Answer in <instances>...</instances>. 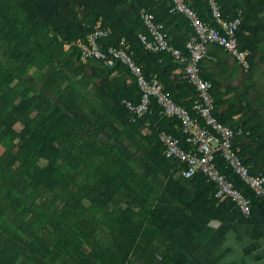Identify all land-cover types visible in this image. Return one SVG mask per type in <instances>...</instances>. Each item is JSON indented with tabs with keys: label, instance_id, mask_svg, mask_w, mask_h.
<instances>
[{
	"label": "trees",
	"instance_id": "obj_1",
	"mask_svg": "<svg viewBox=\"0 0 264 264\" xmlns=\"http://www.w3.org/2000/svg\"><path fill=\"white\" fill-rule=\"evenodd\" d=\"M185 1L217 26L208 0ZM217 2L223 18L240 17L236 38L249 67L211 44L203 75L213 84L218 119L242 131L232 141L242 164L264 176V0ZM170 8V0H0V264H177L179 229L196 215L264 224V194L256 197L222 156L218 168L250 199L248 216L232 200L220 201L203 173L186 178L165 155L161 131L191 148L182 123L163 116L156 97L144 113L127 108L123 101L137 104L141 92L126 64L82 59L78 42L102 23L111 29L99 40L104 51L125 40L144 74H156L196 116L197 89L186 76H171L180 62L141 38L144 9L189 55L193 28ZM228 57L229 77L210 70ZM238 77L227 97L225 82Z\"/></svg>",
	"mask_w": 264,
	"mask_h": 264
},
{
	"label": "built area",
	"instance_id": "obj_2",
	"mask_svg": "<svg viewBox=\"0 0 264 264\" xmlns=\"http://www.w3.org/2000/svg\"><path fill=\"white\" fill-rule=\"evenodd\" d=\"M171 13H179L186 16L193 28L194 34L187 43L188 56L174 46L165 31L162 22L155 20L153 13L143 9L142 16L147 24L148 31L141 33V38L147 48L171 53L180 63L185 64V76L198 91V97L193 103L196 116L188 109L178 104L165 90L163 83L156 74L147 77L142 66L136 62L128 51L125 40L119 46H111L104 51L99 40L107 37L111 32L109 27L98 23L95 30L87 37V41L78 42L82 59L90 57L103 60L107 65H114L119 59L126 64L134 74L141 92L139 103L124 100L123 102L131 111L144 113L149 111L151 97H156L161 107V114L166 117H176L182 123L186 141L191 148L186 150L180 140L172 134L161 131L160 141L167 157L176 159L182 165V174L191 178L197 173H203L208 181L216 184L215 196L220 200H232L242 215L250 213V199L240 190L236 189L227 176L221 172L216 163L217 155L222 156L231 166L233 172L251 189L256 197L264 194V176L251 175L247 167L242 164L238 155L239 148L232 147L234 137L239 135L241 129L235 130L224 124L215 114L216 95L213 92V84L203 75L202 61L210 55V45L223 47L229 55L242 67L248 68V52L238 48L236 29L240 17L233 20L223 18L217 0H208L213 18L217 26L204 22L197 12L185 0H170ZM103 26V27H102Z\"/></svg>",
	"mask_w": 264,
	"mask_h": 264
},
{
	"label": "crops",
	"instance_id": "obj_3",
	"mask_svg": "<svg viewBox=\"0 0 264 264\" xmlns=\"http://www.w3.org/2000/svg\"><path fill=\"white\" fill-rule=\"evenodd\" d=\"M170 29L181 37V27L174 23ZM183 37V36H182ZM219 58L224 60L221 55ZM218 59L215 58V62ZM227 64L215 63L211 66L212 72L224 73L229 77L230 65L233 59H225ZM171 76H185V65L175 63L171 66ZM241 77L229 85L225 82L223 89L230 92L227 97L235 93V89L242 82ZM233 88V89H231ZM246 100L240 102L245 104ZM241 113L235 114L238 119ZM181 258L178 262H185L191 258V264H264V224H245L237 221H218L196 215L190 219L181 229ZM190 249L191 255L186 253ZM185 260V261H184Z\"/></svg>",
	"mask_w": 264,
	"mask_h": 264
},
{
	"label": "rangeland",
	"instance_id": "obj_4",
	"mask_svg": "<svg viewBox=\"0 0 264 264\" xmlns=\"http://www.w3.org/2000/svg\"><path fill=\"white\" fill-rule=\"evenodd\" d=\"M16 128L19 130L20 128H21V125L20 124H17L16 125ZM0 151H2V148H0ZM186 253L188 254V255H191V251H190V249H187L186 250ZM185 261V260H184ZM177 264H191V258L189 257V259L187 260V261H185V262H177Z\"/></svg>",
	"mask_w": 264,
	"mask_h": 264
}]
</instances>
